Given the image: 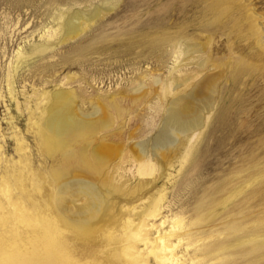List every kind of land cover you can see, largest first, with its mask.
<instances>
[{
  "label": "rangeland",
  "instance_id": "rangeland-1",
  "mask_svg": "<svg viewBox=\"0 0 264 264\" xmlns=\"http://www.w3.org/2000/svg\"><path fill=\"white\" fill-rule=\"evenodd\" d=\"M68 5L83 11L97 5L101 13L78 36L29 62L56 61L49 68L48 89L57 88L63 75L72 76L60 86L75 92L78 112L98 109L99 117L114 115L109 128L84 136L93 138L90 146L99 145L105 163L115 169L114 182L138 197L135 183L158 177L157 166L151 173L139 170L133 142L149 140L159 126L162 87L169 80L193 71L198 79L206 76L199 96L215 85L212 112L186 157L164 163L168 174L154 185L164 186L168 215L189 224L191 238H198L190 253L196 248L211 264H264V0H0V118L7 115L4 104L16 114L3 80L8 59L18 46H27V39L37 40L51 16ZM186 42L204 44L194 53V59H203L201 65L181 59ZM40 76L35 75V83ZM19 80L16 75V90ZM112 97H118L123 113L107 103ZM20 127L25 128L23 116ZM103 133L122 144L119 154L99 144ZM27 140L33 147L30 135ZM57 162L55 156L45 166ZM64 245L78 261L93 258L99 264L112 261L108 254L117 247L99 236L78 239L71 230L64 233Z\"/></svg>",
  "mask_w": 264,
  "mask_h": 264
},
{
  "label": "bare ground",
  "instance_id": "bare-ground-1",
  "mask_svg": "<svg viewBox=\"0 0 264 264\" xmlns=\"http://www.w3.org/2000/svg\"><path fill=\"white\" fill-rule=\"evenodd\" d=\"M65 10L60 8L52 15L51 24L38 31V39H27V46H18L6 63V96L14 103L16 114H11L4 104L7 115L0 118V264H99L93 258L80 262L70 256L64 245L66 230L78 239L99 236L117 245L108 254L114 259L102 264H116L118 259L121 264H211L203 261L196 248L192 253L188 251L198 238H191L189 224L168 215L164 186L156 187L154 182L168 174L164 163L171 165L172 157L185 158L189 153L212 112L215 85L209 82L199 96L207 78L198 79L199 73L193 71L162 87L165 101L159 126L149 140L133 142L132 157L139 170L151 173L157 166L160 171L157 178L136 182L140 195L131 197L127 189L114 182L117 173L105 163L106 156L97 149L99 145L90 146L93 138L84 137L109 128L114 115L99 117L98 109L87 114L78 112L73 106L75 92L60 86L72 76L63 75L57 88L48 89L52 76L49 68L56 61L45 60L38 65L29 62L78 36L101 13L97 5L86 11L68 5ZM203 46L186 42L181 59L201 65L203 59H194V53L201 52ZM38 73L41 80L35 83ZM16 75L20 76L17 90L13 84ZM37 83L38 87H33ZM27 85L31 88L27 89ZM117 101L118 97H112L107 103L119 115L124 109ZM22 116L25 128L20 127ZM3 118L6 130L1 127ZM98 142L107 153L119 154L122 150V144L110 142L105 133ZM55 156L57 165L46 167L47 159ZM44 183L50 203L44 197ZM80 199L84 202L78 203Z\"/></svg>",
  "mask_w": 264,
  "mask_h": 264
}]
</instances>
